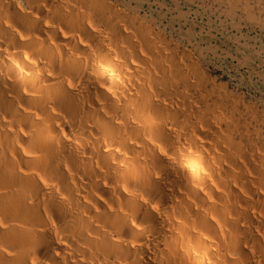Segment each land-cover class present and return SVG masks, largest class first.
<instances>
[{
  "label": "bare ground",
  "instance_id": "6f19581e",
  "mask_svg": "<svg viewBox=\"0 0 264 264\" xmlns=\"http://www.w3.org/2000/svg\"><path fill=\"white\" fill-rule=\"evenodd\" d=\"M113 2L0 0V264H264L261 131Z\"/></svg>",
  "mask_w": 264,
  "mask_h": 264
},
{
  "label": "rangeland",
  "instance_id": "374dc122",
  "mask_svg": "<svg viewBox=\"0 0 264 264\" xmlns=\"http://www.w3.org/2000/svg\"><path fill=\"white\" fill-rule=\"evenodd\" d=\"M113 3L139 14L170 49L191 53L209 88L236 97L264 140V0Z\"/></svg>",
  "mask_w": 264,
  "mask_h": 264
}]
</instances>
